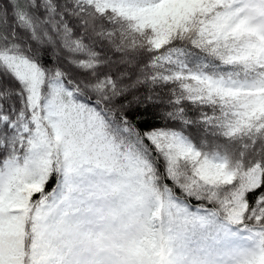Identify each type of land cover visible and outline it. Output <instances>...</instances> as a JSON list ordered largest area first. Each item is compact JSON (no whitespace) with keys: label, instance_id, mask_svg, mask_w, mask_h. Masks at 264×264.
<instances>
[{"label":"snow or ice","instance_id":"obj_1","mask_svg":"<svg viewBox=\"0 0 264 264\" xmlns=\"http://www.w3.org/2000/svg\"><path fill=\"white\" fill-rule=\"evenodd\" d=\"M0 264H264V0H0Z\"/></svg>","mask_w":264,"mask_h":264},{"label":"trees","instance_id":"obj_2","mask_svg":"<svg viewBox=\"0 0 264 264\" xmlns=\"http://www.w3.org/2000/svg\"><path fill=\"white\" fill-rule=\"evenodd\" d=\"M154 123V122H153ZM142 129L145 127V125H143V124H140L139 125ZM170 183V182H169Z\"/></svg>","mask_w":264,"mask_h":264}]
</instances>
